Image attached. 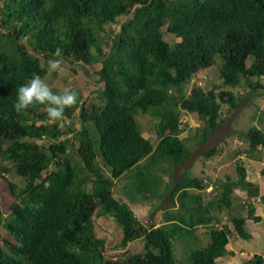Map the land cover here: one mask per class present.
Returning a JSON list of instances; mask_svg holds the SVG:
<instances>
[{
    "label": "trees",
    "instance_id": "obj_1",
    "mask_svg": "<svg viewBox=\"0 0 264 264\" xmlns=\"http://www.w3.org/2000/svg\"><path fill=\"white\" fill-rule=\"evenodd\" d=\"M165 26L178 41L165 40ZM56 48L72 72L94 68L99 100L90 105L82 86L73 85L78 103L65 109L63 120L50 123L39 104L17 113V89L34 73L49 74ZM217 58L221 83L188 94L185 85ZM68 83L63 77L51 88L58 92ZM246 83L264 93V0H0V171L23 181L7 179L15 201L9 216L0 208V229L7 232L0 234V264H216L230 252L233 232L228 224L215 226L217 209H227L239 236L252 239L248 218L262 220L255 206L241 204L248 216L231 210L236 188L259 192L241 160L236 176L216 180L217 197L207 200L202 192L209 183L201 176L188 172L173 183L162 175L192 155L182 136L183 110L205 122L202 144L224 120L223 103L235 109L242 99L233 88ZM77 110L79 126H63ZM146 113L160 117L156 142L138 121ZM43 138L50 143H40ZM247 139L249 151L260 150L264 129L253 126ZM219 154L216 145L204 156ZM123 177L128 201L114 193ZM169 193L180 207L161 224L148 226L131 207H156ZM101 217L122 227V246L143 240V249L127 258L107 256L94 229ZM199 227L209 230L210 242L179 259L176 242L197 240ZM263 263L259 254L246 262Z\"/></svg>",
    "mask_w": 264,
    "mask_h": 264
},
{
    "label": "rangeland",
    "instance_id": "obj_2",
    "mask_svg": "<svg viewBox=\"0 0 264 264\" xmlns=\"http://www.w3.org/2000/svg\"><path fill=\"white\" fill-rule=\"evenodd\" d=\"M125 19L126 17L123 18V20ZM114 27L118 29L119 25H114ZM163 30L166 41L174 43L179 40V38L166 30V26L163 27ZM221 65L222 59L217 58L214 67L208 69L207 72H201L196 78L185 85V91L188 94L192 91L199 94L214 83L220 84ZM63 69L59 73H49L44 78L50 87L57 85L63 77H66L69 79L67 87L71 88L73 85L82 86L84 96L89 99L90 105L99 100L97 89L100 84H96L98 76L93 72V67L89 68V74L81 66L78 68V73L72 72L69 65H64ZM93 89H95L96 93L92 92ZM221 90V87L218 88V92ZM233 92L242 95V99L239 100L235 109L229 103H223L222 118L224 120L221 121L216 130L210 132L208 139L202 144L199 143L198 137H201V130L205 122L197 114L183 110L181 118L185 130L182 136L187 138L186 142L192 150V155L187 158L185 164L174 165L171 167V170L168 169L162 174L165 182L172 181L173 183L179 181L188 172L201 176L209 183L207 190L202 192L204 199L207 200L217 197L213 190L216 180L223 181L226 174L236 176V163L238 160H241L247 167V179L254 183L255 186H258L259 192L257 195H251L246 189L236 188L233 198L234 205L231 210L232 213H238L239 211V213L242 212L243 216H248V210L246 207L241 208V204L251 202L255 206L254 214L261 216L262 220L257 222L253 218H248L246 229L253 235V238L246 240L237 233L227 209L214 210L213 213L220 219L217 224L215 223V226L223 227L225 224H228L233 231L230 243L227 245L230 252L226 256L219 258L216 264H246L255 254H259L264 258V202L262 200V197H264V147H261L258 151H249V140L247 139V132L253 126L264 129V93L259 95L253 92L252 83H246L240 87L233 88ZM159 119L160 117L152 113L138 115V121L143 133L153 142L157 141L156 131ZM73 122L77 127L79 126L78 110L73 119H66L62 125L67 126ZM197 129L198 134L196 135ZM39 142L45 145L50 143L49 139L46 138L39 140ZM216 145L220 147V154L213 159L205 158L204 153ZM232 155H234L233 160L229 158ZM162 167L168 168V164L164 163ZM7 179L18 182L20 185L23 181L13 172L6 173L0 171V208L9 216L10 207L15 198L10 192ZM124 183L125 178L123 177L118 181L114 193L117 197L127 200L121 188ZM154 203H157V201L155 200ZM131 207L137 216L149 226L154 223H163L171 211L177 210L180 207V203L178 199L177 202L173 203L169 193L166 200L160 204L158 203L156 207H153L150 202L131 203ZM94 229L96 235L104 238L106 241L107 256H112L115 259L127 258L128 255L143 249V240H136L129 243L128 246L121 245L123 229L112 217L95 218ZM0 234L7 236L4 228L0 229ZM196 235L198 236L197 240L187 238L184 241L180 240L176 242L175 252L179 259L183 258L189 249L202 248L211 240L209 230L204 227H199ZM0 242L2 243L1 239Z\"/></svg>",
    "mask_w": 264,
    "mask_h": 264
},
{
    "label": "clouds",
    "instance_id": "obj_3",
    "mask_svg": "<svg viewBox=\"0 0 264 264\" xmlns=\"http://www.w3.org/2000/svg\"><path fill=\"white\" fill-rule=\"evenodd\" d=\"M51 55L52 58L47 61V71L62 72L64 70L62 49L56 48ZM78 98L79 93L67 86L58 92H53L49 84L40 75L34 73L17 89L13 109L17 113H23L36 104L45 105L44 111L47 118L50 122L56 123L64 119L65 109L76 105Z\"/></svg>",
    "mask_w": 264,
    "mask_h": 264
}]
</instances>
